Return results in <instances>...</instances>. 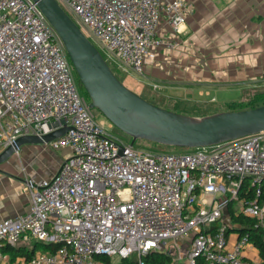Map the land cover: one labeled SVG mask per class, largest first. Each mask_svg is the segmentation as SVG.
<instances>
[{
    "label": "built area",
    "instance_id": "obj_1",
    "mask_svg": "<svg viewBox=\"0 0 264 264\" xmlns=\"http://www.w3.org/2000/svg\"><path fill=\"white\" fill-rule=\"evenodd\" d=\"M57 1L139 74L154 46H175L157 35L161 18L179 33L190 10L185 0ZM90 102L79 92L63 39L38 4L0 0V153L21 136L64 127L62 120L68 130L48 145L71 150L52 177L28 178L25 213L0 220V260L104 264L98 256L135 255L147 264L143 256L160 251L171 253L173 264L262 262L253 255L260 251L251 232L231 221L229 205L264 229V130L211 148L153 152L114 137ZM23 239L59 246L11 262L4 247Z\"/></svg>",
    "mask_w": 264,
    "mask_h": 264
},
{
    "label": "crops",
    "instance_id": "obj_2",
    "mask_svg": "<svg viewBox=\"0 0 264 264\" xmlns=\"http://www.w3.org/2000/svg\"><path fill=\"white\" fill-rule=\"evenodd\" d=\"M185 1L190 10L182 32L173 29L166 15L159 22L157 35L175 46H154L147 55L140 74L145 91L159 100L181 99L190 107L207 109L242 101L245 94L263 89L264 0ZM20 149L0 163V220L25 213L31 202L28 178L52 177L71 152L64 148L63 156L54 160L52 155L46 158L45 151H31L26 145ZM32 246L23 239L16 247Z\"/></svg>",
    "mask_w": 264,
    "mask_h": 264
},
{
    "label": "water",
    "instance_id": "obj_3",
    "mask_svg": "<svg viewBox=\"0 0 264 264\" xmlns=\"http://www.w3.org/2000/svg\"><path fill=\"white\" fill-rule=\"evenodd\" d=\"M64 41L80 82L99 109L117 128L132 138L182 148L210 146L264 130V104L240 110L196 116L163 108L127 87L103 53L57 0H34ZM64 127L42 136L24 135L0 153L8 160L24 144H47L62 136ZM57 124V123H55Z\"/></svg>",
    "mask_w": 264,
    "mask_h": 264
},
{
    "label": "rangeland",
    "instance_id": "obj_4",
    "mask_svg": "<svg viewBox=\"0 0 264 264\" xmlns=\"http://www.w3.org/2000/svg\"><path fill=\"white\" fill-rule=\"evenodd\" d=\"M83 29H84L86 35L93 41V43L97 46V48L103 53L104 57L106 58V60L108 61L109 65L111 66V68L113 69L115 74L118 76V78L127 87L136 91L140 95L142 94L144 96V98H147V100H149L150 102L155 103V104H157L163 108H166V109H169L172 111L190 114V115H205L207 113L208 114L215 113L217 110L228 111V110H234V109L240 108L239 102L226 103V104H222V105H212V106H209L207 109H204L201 107H198V108L197 107H190L186 104L180 105L179 103H176L175 101L174 102L173 101H164V100H159V99L155 98V96H152L150 92L145 91V89H144L145 84L142 82L143 79L139 73L127 68L120 61L119 57L116 54L110 52L104 46V44L100 40L93 37V35L87 29H85L84 26H83ZM74 71H75V69H74ZM75 77H76V84L78 86L79 92L82 95L87 96L90 99V96L86 92L85 87L83 86V84L81 82H79L80 80L76 74V71H75ZM242 101L248 102V97L246 94L243 97ZM93 110H94V113L96 115V118L99 121H104L106 123V127H107L108 131L114 137L119 138L120 140H122L126 143H130L132 141V138L129 135H127L126 133L121 131L119 128H117L115 125H113L99 109L94 108ZM209 112H212V113H209ZM217 112H219V111H217ZM25 145H26V147L33 149L31 151H45L44 156L46 158H48V157H50V155H52L54 160H56L58 157L60 158L61 156H63V154H62L63 152H61V150L53 149L50 145H48V143L47 144H40V143L24 144L20 148L24 147ZM135 146L138 148L150 150L153 152L160 151V152H176V153H178V152H189V151H193V150L197 149V147L182 148V147H176V146H171V145H162V144L154 143V142L147 141L144 139H137L135 141ZM208 148H211V146H209ZM19 151H21V149ZM237 208H239V205H237ZM227 218H228V216H227ZM119 261H120V257L114 256L112 258L111 264H117Z\"/></svg>",
    "mask_w": 264,
    "mask_h": 264
},
{
    "label": "trees",
    "instance_id": "obj_5",
    "mask_svg": "<svg viewBox=\"0 0 264 264\" xmlns=\"http://www.w3.org/2000/svg\"><path fill=\"white\" fill-rule=\"evenodd\" d=\"M247 97H248V102L238 101L240 104V108L234 109V110H240L243 108H249V107H254V106L264 104V88L257 89V90H254L248 93ZM174 101L176 103H179L180 105L185 104L181 99H174ZM231 103H234V102H231ZM243 191L245 192V188ZM252 194H253V191L250 192V196ZM242 195H245V193H242ZM229 215H230V219L232 222L240 223L243 225L242 227L239 228L240 231H242L243 233L245 231L251 232V239L254 241V243L258 247L260 251V256L262 258V262L260 264H264V229L255 227L256 222L254 219L247 217L243 214H237L235 212L233 203L229 205ZM58 246L59 244L54 243V242H51V243L36 242V243H33L32 248H29V249L26 248L22 250L16 246L8 245L4 247L3 252L8 253L10 255V259L12 262L17 258V256H25L27 258H30L38 250L55 251ZM98 258H100L104 262V264H111L112 262V257L110 256H98ZM143 259L147 264H173V255L167 252L151 251L145 256H143ZM117 264H138V259H137V256L133 255L132 257H129V258H121ZM198 264H202V261L199 260Z\"/></svg>",
    "mask_w": 264,
    "mask_h": 264
}]
</instances>
